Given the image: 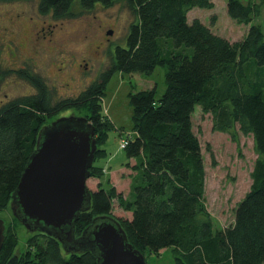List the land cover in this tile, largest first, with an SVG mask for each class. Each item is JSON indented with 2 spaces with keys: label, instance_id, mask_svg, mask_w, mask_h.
Instances as JSON below:
<instances>
[{
  "label": "trees",
  "instance_id": "1",
  "mask_svg": "<svg viewBox=\"0 0 264 264\" xmlns=\"http://www.w3.org/2000/svg\"><path fill=\"white\" fill-rule=\"evenodd\" d=\"M29 1H37L40 15L55 22L72 19L76 9L89 13L117 3L132 11L134 21L126 45L111 52L109 68L75 98L56 102L40 76L0 66V82L15 74L36 91L0 107V212L13 207V194L46 126L64 112H81L71 116L94 126L99 152L115 128L101 110L115 74L152 76L160 67L166 81L160 99L157 87L130 96L133 136L124 149L132 171L130 195L124 199L114 187H99L91 210L76 223V237L95 219L110 218L144 256L172 249L176 264H264V93L253 89L247 73L251 66L264 71V31L255 23L262 6L225 0L229 17L250 26L241 41L231 42L201 20L190 21L196 8L213 10L212 0H0ZM163 42L172 46L170 54L163 52ZM197 108L213 115L216 131L235 140L238 134L253 137L258 154L251 189L236 208L234 223L223 229H215L207 208L204 157L193 126ZM99 173L92 168V176ZM115 200L130 219L114 216ZM30 234L27 250L19 252L16 233L6 230L0 264L16 256L19 264H98L90 252L67 253L45 232Z\"/></svg>",
  "mask_w": 264,
  "mask_h": 264
},
{
  "label": "rangeland",
  "instance_id": "2",
  "mask_svg": "<svg viewBox=\"0 0 264 264\" xmlns=\"http://www.w3.org/2000/svg\"><path fill=\"white\" fill-rule=\"evenodd\" d=\"M212 1L213 10L196 8L189 14L190 21L199 19L212 27L216 35L231 42L241 41L250 26L229 17L225 0ZM241 1L262 6L261 16L255 23L264 31V0ZM75 11L76 16L72 19L55 22L51 17L40 15L37 1L0 2V66L4 70L24 69L40 76L49 85L56 102L77 97L109 68L111 52L117 46L126 45L134 15L122 3L110 8L97 6L89 13ZM213 17H216L214 22ZM50 25L57 26L53 33L42 30ZM162 49L165 54H170L172 46L163 42ZM247 73L253 89L264 93V71L251 66ZM155 87L158 89L157 99H160L166 91L163 68H157L152 76L118 73L108 85L101 110L115 128L105 144L99 147L94 167H98L100 173L91 176L87 182L92 193L101 186L107 190L114 187L124 199L129 197L132 171L122 143L133 136L130 96ZM35 92L27 82L15 74L10 75L0 82V107ZM72 113L81 112H64L60 118L70 117ZM193 126L204 157L207 208L215 229H223L234 223L236 208L251 189L252 172L258 159L254 139L238 134L235 140L228 133L216 131L213 115L203 113L201 108L194 113ZM113 207L116 218H131L132 215L125 212L117 200ZM14 212L10 207L0 212V219L5 222L7 232L13 230L16 233L19 252H24L32 234L16 220ZM145 259L147 264H176L172 249L163 250L159 255L147 253Z\"/></svg>",
  "mask_w": 264,
  "mask_h": 264
},
{
  "label": "water",
  "instance_id": "3",
  "mask_svg": "<svg viewBox=\"0 0 264 264\" xmlns=\"http://www.w3.org/2000/svg\"><path fill=\"white\" fill-rule=\"evenodd\" d=\"M97 152L96 130L86 119L70 116L46 126L13 194L14 216L29 233L42 231L56 238L67 253L90 252L98 264H147L116 220L97 218L76 237L77 221L92 208L87 182ZM5 231L0 219V257ZM8 264H19V258Z\"/></svg>",
  "mask_w": 264,
  "mask_h": 264
},
{
  "label": "flooded vegetation",
  "instance_id": "4",
  "mask_svg": "<svg viewBox=\"0 0 264 264\" xmlns=\"http://www.w3.org/2000/svg\"><path fill=\"white\" fill-rule=\"evenodd\" d=\"M56 27L57 26L50 25V26H47L46 28H43L42 30L43 31H45V30L47 31L48 30V32L53 33L54 30L56 29Z\"/></svg>",
  "mask_w": 264,
  "mask_h": 264
},
{
  "label": "built area",
  "instance_id": "5",
  "mask_svg": "<svg viewBox=\"0 0 264 264\" xmlns=\"http://www.w3.org/2000/svg\"><path fill=\"white\" fill-rule=\"evenodd\" d=\"M129 139H130V138H127V139H125V140L123 141V143H122V149H123V150L128 146V144H129Z\"/></svg>",
  "mask_w": 264,
  "mask_h": 264
}]
</instances>
